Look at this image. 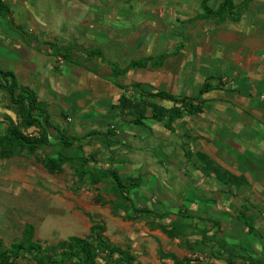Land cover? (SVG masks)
<instances>
[{
	"label": "crops",
	"instance_id": "crops-1",
	"mask_svg": "<svg viewBox=\"0 0 264 264\" xmlns=\"http://www.w3.org/2000/svg\"><path fill=\"white\" fill-rule=\"evenodd\" d=\"M134 2L143 15L151 13V5H158L166 22L160 27L154 18L144 17L143 41L140 34L135 39L126 37L124 27L112 24V16L97 22L94 15L87 25L84 21L86 30L71 24L78 31L64 39L56 32L64 28L34 18L27 0L17 9L19 15L9 8L11 21L0 15V69L11 71L20 85L34 91L52 125L49 145L37 148L36 154L56 157L62 150L88 159L85 168L92 177L83 178L94 185V192L87 194L86 184L81 187L73 163L76 177L68 181L74 192H64L68 181L56 178V189L63 191L52 198L60 205L68 200L66 204L84 207L89 197L90 206L104 207L98 210L105 222L103 234L111 245L125 249L124 243H132L134 254L130 253L141 264L169 262L157 256L159 247L188 257L190 263L264 264V225L255 204L264 199V162L255 164L249 155L254 157L255 137L264 132V0H249L239 8L237 20L221 21L200 16L201 0ZM108 5L118 14L127 6L123 0H106L104 6ZM120 20L122 16L116 18ZM160 29L170 30V35L160 36ZM128 45L132 55L145 46L153 47L142 55L151 59L145 67L114 75L113 63L123 68L133 60L125 59L122 46ZM165 46L170 48L162 50ZM94 48L102 51L106 61L88 53ZM213 59L219 72L216 85L207 74ZM194 79H203L197 95L191 94ZM205 82L210 88L201 92ZM159 91L180 101L154 94ZM122 95L132 102L130 106L121 103ZM6 97L0 90V132L9 120L16 123L17 119L16 107L10 108ZM159 109L171 112L161 115ZM26 130L30 135L38 133L36 126ZM59 133L71 142L62 149ZM32 167L21 171L25 174L22 185L29 193L34 186L26 175H34ZM42 168H34L40 172L35 177L53 181ZM62 168L71 170V163ZM113 174L122 182L136 181L132 202L153 211L132 214L129 209L124 216L123 212L113 214L111 205L123 204ZM92 178L99 180L93 184ZM99 189L100 200H95ZM228 236L232 243L225 247L221 238Z\"/></svg>",
	"mask_w": 264,
	"mask_h": 264
},
{
	"label": "rangeland",
	"instance_id": "rangeland-1",
	"mask_svg": "<svg viewBox=\"0 0 264 264\" xmlns=\"http://www.w3.org/2000/svg\"><path fill=\"white\" fill-rule=\"evenodd\" d=\"M20 1V2H19ZM30 2V5H28V8L34 15V18H42L46 23L50 26H56V28H59L60 26L63 29V31L57 30V34L61 35L62 38L68 39L69 35H74L76 31L72 29V25L74 22H76V25H82L83 30H86V25L88 24V20L90 19L91 15L96 16L97 22H105L109 21L110 16H112L111 22L112 24H120L119 27H124L122 32L126 33V37L134 38L140 34V41L145 38L143 36L144 33H146V25L143 26L142 23L145 18L152 20L151 18H154L152 21H155L158 26L162 27L166 24L164 21L161 11H159L158 5H151L150 11L151 13H148L147 15H143V11L140 10L141 7H136V2L134 0H123L127 6L121 8L119 10V14L116 12L115 8L111 10L110 6L108 7L104 6V2L106 0H27ZM164 1V0H163ZM21 2L26 3V0H8L6 2L7 6L15 11L19 8H21ZM212 5H217L216 0L210 1ZM139 3H142V0H139ZM115 4V2H114ZM78 8V9H77ZM135 10H140L139 14L135 13ZM114 12V13H108V12ZM17 15H19L18 10L16 11ZM160 12V13H159ZM159 13V14H158ZM159 15V16H158ZM38 16V17H37ZM118 16H122V20L116 21V18ZM145 17V18H144ZM25 20V19H24ZM3 21V20H1ZM84 21H86V25H84ZM190 22V21H186ZM5 23V22H4ZM116 24V25H117ZM183 25V22L180 24ZM59 26V27H58ZM72 26V27H71ZM85 27V28H84ZM8 29V28H7ZM31 27L28 28V31H30ZM82 29V28H81ZM74 30V31H73ZM83 30H80L81 32ZM79 31V32H80ZM112 36L115 38L116 32L114 30H111ZM152 33V31H151ZM158 34L160 36H167L170 35V30L166 29H160L158 31ZM6 35H4V38L2 39L4 43H7L8 40H6ZM72 38V37H71ZM98 38H101L98 36ZM70 39V37H69ZM62 40V39H61ZM148 40V38H147ZM145 40V43L147 42ZM97 41H99L97 39ZM130 45V44H129ZM122 46L124 50H126L127 61L136 58L142 57V55L146 54V51L148 49H153V47H143L140 52H135L132 55L133 48L131 47ZM166 47V48H165ZM162 47V50H168L170 47L165 46ZM130 48V49H129ZM129 49V50H128ZM160 49V48H159ZM128 50V51H127ZM162 53V52H161ZM88 54V53H86ZM90 55H93L90 53ZM120 60H122L124 57H122V54L119 53ZM206 63V62H205ZM217 59H213L212 62L209 64L210 70L208 71L209 77L211 76V83L212 85H216L219 72L216 68ZM193 65V64H192ZM203 79H194L192 80L193 83L191 85L192 95H197V88L202 82ZM200 87V86H199ZM8 106L14 107L8 100ZM17 111V110H16ZM17 113V119L15 120L16 123L19 122V114ZM8 126V125H7ZM6 126V127H7ZM5 127V129H6ZM4 129V130H5ZM258 129V128H257ZM26 134H28L26 128L22 129ZM262 136L260 137L257 135L256 141L258 143V147L255 149H252L251 153L254 155V157L250 155V160L255 162V164H260L261 161L264 162V158L261 159V156L264 155V132H262ZM37 151L35 150L33 153H30L26 148L23 147H17L15 149V152L10 156L9 159H0V238L3 241V246L8 247L11 242H18L21 237V232L24 229V226L26 223H30L34 227V236L33 238L35 240H40V243L42 245L45 244H56L57 241L61 239H65L71 235L81 236L84 237L88 233L89 225H92V223H100L105 226L104 220L101 218V212H99V208L101 210L104 209V207H98V209H95L94 206H90L91 199L89 197L85 198L86 206H75L70 203H68V200L65 204H58L57 200H53L52 196L60 195L62 191L64 192H74V189L69 184V179H73L77 176L73 173L74 171V165L71 164V170L64 172L63 168L61 171L57 173H49V178L52 177L53 181H50L48 179L47 183H45L44 179H41L39 176L38 179L35 177L39 171H41L44 167L43 161L45 158L41 157L40 155L36 154ZM33 165V173L34 175L27 176L28 178V184H33V191L28 192L27 188H24L22 185V182L24 180V173H21V171L29 170V168ZM38 168L39 171L34 168ZM46 169V168H44ZM18 171V173H17ZM47 171V169H46ZM64 172V173H63ZM21 173V174H20ZM54 175V176H53ZM23 176V177H22ZM57 176V177H56ZM71 177V178H70ZM56 178H59L64 181H68L65 184L66 189H56ZM64 178V179H63ZM81 187L84 186L87 190V194L94 192V185L90 184L86 178L81 179L80 181ZM48 185V187L46 186ZM23 188H20V187ZM42 188V189H41ZM102 190H97V194H95V200H100L97 196H101ZM49 195V197H48ZM57 197V196H56ZM190 199H188L189 201ZM256 204V208L259 211L262 220L261 224L264 225V199L262 198L259 200ZM112 213L117 214L123 212L121 211L119 206L116 204L111 205ZM100 210V211H101ZM104 213V212H103ZM103 215V214H102ZM87 236V235H86ZM229 237V236H228ZM224 239V242L222 241V244L225 245V247H228V244L232 243L231 237L229 238H221ZM132 243L129 244V242L124 243L123 246H126V248L129 249V251H133L132 249ZM233 246V245H232ZM158 250V257L165 262L168 260L169 262L164 264H204L203 262H193L190 263V259L186 256L179 257L176 254L173 253L170 249L159 247ZM233 248V247H232ZM238 252H241V250L237 249ZM228 251V250H227ZM243 251V250H242ZM133 253V252H132ZM134 254V253H133ZM116 257V255H113L112 258ZM101 255L97 256V261H102ZM14 264H35V261L32 257V254H25V255H19L16 258V261ZM62 264H70L67 261H64ZM119 264V263H118ZM256 264V263H252Z\"/></svg>",
	"mask_w": 264,
	"mask_h": 264
},
{
	"label": "trees",
	"instance_id": "trees-1",
	"mask_svg": "<svg viewBox=\"0 0 264 264\" xmlns=\"http://www.w3.org/2000/svg\"><path fill=\"white\" fill-rule=\"evenodd\" d=\"M211 0H201V17L214 18L216 21H221L225 18L231 20H237L239 18V8L247 5L249 0H242V2L234 3L233 0H220L215 8L210 5ZM0 15L11 21V11L6 3L0 1ZM97 54L103 61H106L104 55L100 49H92L90 52ZM65 58L67 55L62 54ZM151 57L145 56L138 59L131 60L127 66L120 68L117 64L113 63V73L118 75L126 72L128 69L136 67H145L147 61ZM160 59L156 65L162 63ZM210 86L207 82L204 83L201 92L209 89ZM0 90H4L8 100L19 114V122L15 123L13 120H9V125L3 132H0V158L10 157L17 147L26 148L30 153H33L37 148L45 145H49V128L52 127L49 120V115L44 108L43 104L37 99L36 94L28 86L20 85L14 74L9 70L0 69ZM160 97H167L173 100L180 101L172 97L170 94L163 91L154 93ZM184 104L199 109L198 106L192 105L190 102L181 100ZM121 103L131 105L129 99H125L122 95ZM139 101L134 102L135 107L138 108V113L142 114V106L136 104ZM141 108H140V107ZM193 110V109H190ZM157 112L161 115L171 110L159 109ZM174 113H179L178 109H173ZM140 115L138 117H140ZM160 116V115H158ZM30 126H36L38 133L36 135L23 134L22 129ZM55 138V136H54ZM59 141L61 149L68 146L71 142L62 133H59ZM79 163H78V162ZM75 163L77 168L75 173L78 178L82 179L84 176L91 175L85 166L88 159L79 156H68L63 153L62 150L57 151L56 157H48L43 161L44 167L50 173H57L61 171L62 164ZM115 180V186L120 194L123 204L119 208L126 213L131 209L132 214L139 212H151L152 208L147 206H136L131 199V193L133 188L138 184L136 181L122 182L121 179L113 174ZM99 178L91 180V183H95ZM246 209L248 206H245ZM245 211V209H244ZM133 217V215H132ZM105 226L100 223H92L87 236L81 237L71 235L66 239H61L56 244L42 245L40 240H35L34 227L32 224L27 223L21 233V238L18 242H14L9 247L4 248L2 239L0 238V264H14L16 258L19 255L32 254L35 264H62L67 261L70 264H141L136 261V257L130 253L128 248H121L116 245H111L108 239L103 234ZM261 236V233H260ZM117 254L116 258H112L113 254ZM101 255L102 261H97V256ZM229 264H233L230 260Z\"/></svg>",
	"mask_w": 264,
	"mask_h": 264
},
{
	"label": "built area",
	"instance_id": "built-area-1",
	"mask_svg": "<svg viewBox=\"0 0 264 264\" xmlns=\"http://www.w3.org/2000/svg\"><path fill=\"white\" fill-rule=\"evenodd\" d=\"M1 2H3V3H6L8 0H0Z\"/></svg>",
	"mask_w": 264,
	"mask_h": 264
}]
</instances>
